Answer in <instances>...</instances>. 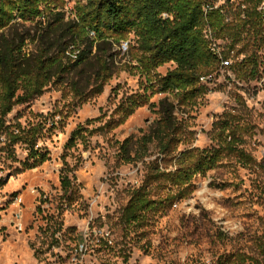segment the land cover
Returning <instances> with one entry per match:
<instances>
[{"label":"rangeland","instance_id":"rangeland-1","mask_svg":"<svg viewBox=\"0 0 264 264\" xmlns=\"http://www.w3.org/2000/svg\"><path fill=\"white\" fill-rule=\"evenodd\" d=\"M225 2L215 0L217 6ZM73 8L74 1L67 0V18L74 17ZM33 26L18 25L13 33ZM130 39L134 43L133 35ZM129 41L111 50L115 72L101 94L82 102L71 89V75L67 84L51 83L43 94L16 105L7 116L6 124L45 122L47 133L38 147L50 159L23 170L28 157L25 146H16L15 158L0 152V264H212L221 255L236 252L260 256L257 245L264 240V50L259 52L262 62L256 79L238 77L235 68L232 77L216 74L206 83L209 91L192 109L178 110L194 134L192 146H217L214 137L229 122L239 127L240 147L254 161L241 162L234 154L224 158L205 175L195 176L196 189L188 197L151 213L142 225L125 229L122 211L131 192L143 183L146 164L120 161L116 141L140 137L159 114L145 105L115 128L110 125L119 123L120 105L145 96L158 105L166 96L154 93L148 78L131 68L137 62L131 58ZM219 41L227 50V42ZM28 49L33 50L34 44ZM246 53L237 45L229 58L235 64ZM175 66L167 63L157 72L164 76ZM87 77L82 79L86 92L92 87ZM81 127L88 129L86 138L68 147L72 133ZM152 150L157 156L156 149ZM64 176L73 185L68 193L62 185Z\"/></svg>","mask_w":264,"mask_h":264},{"label":"trees","instance_id":"trees-1","mask_svg":"<svg viewBox=\"0 0 264 264\" xmlns=\"http://www.w3.org/2000/svg\"><path fill=\"white\" fill-rule=\"evenodd\" d=\"M66 1L0 0V152L15 158L16 146H25L28 157L23 170L49 160L48 153L38 147L47 133L46 123L6 124L9 113L16 105L43 94L51 83L67 84L71 75V89L82 102L101 94L115 72L111 50L130 40L131 58L137 62L131 68L148 78L154 93L166 96L158 105L151 102V96L120 105L119 123L110 125L115 128L145 105L159 114L140 137L116 141L120 161L146 164L143 183L131 192L122 211L125 229L142 225L151 213L188 197L196 189L195 176L205 175L224 158L234 154L241 162L254 161L240 147L239 127L229 122H224L214 137L217 146H192L194 134L178 110L197 104L209 91L201 78L220 67L219 57L210 48L209 31L215 40L227 42L228 49H222L226 58L237 45L246 49L245 57L230 67L238 77L254 80L259 76V52L264 50V9L260 7L264 0H226L218 7L215 0H70L75 15L68 18ZM26 23L34 26L13 33L16 26ZM30 44H34L33 50L28 49ZM167 63L176 66L160 75L157 69ZM85 75L87 85L92 86L88 92L82 85ZM87 131L85 127L75 130L67 146L85 139ZM153 147L158 154L155 157ZM62 185L66 193L73 189L68 176L63 177ZM257 250L260 256L236 252L221 255L212 264H264V240Z\"/></svg>","mask_w":264,"mask_h":264},{"label":"built area","instance_id":"built-area-1","mask_svg":"<svg viewBox=\"0 0 264 264\" xmlns=\"http://www.w3.org/2000/svg\"><path fill=\"white\" fill-rule=\"evenodd\" d=\"M216 7H218L216 5ZM260 9H264V3L263 5L260 7ZM207 37L209 38V41H210V48L211 50L219 57L220 59V67L219 69L217 70V72L215 74H210L208 76H204L201 78V81L203 83H210L212 82L215 77H216V74H220L222 76H230L232 77V74H231V66H232V61L230 60V58H226L224 57V54H223V51H222V48L220 46V42L215 40L214 37L212 36V33L211 31H209L207 33Z\"/></svg>","mask_w":264,"mask_h":264}]
</instances>
